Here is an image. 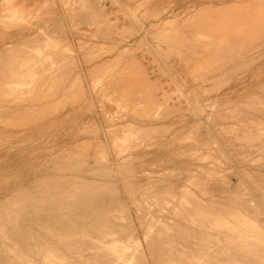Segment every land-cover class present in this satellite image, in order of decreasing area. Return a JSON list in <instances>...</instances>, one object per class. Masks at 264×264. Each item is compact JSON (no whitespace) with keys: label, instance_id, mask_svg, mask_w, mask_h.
<instances>
[{"label":"rangeland","instance_id":"374dc122","mask_svg":"<svg viewBox=\"0 0 264 264\" xmlns=\"http://www.w3.org/2000/svg\"><path fill=\"white\" fill-rule=\"evenodd\" d=\"M204 1L46 0L7 18L35 26L0 45V264L52 246L62 264H264V0Z\"/></svg>","mask_w":264,"mask_h":264},{"label":"bare ground","instance_id":"6f19581e","mask_svg":"<svg viewBox=\"0 0 264 264\" xmlns=\"http://www.w3.org/2000/svg\"><path fill=\"white\" fill-rule=\"evenodd\" d=\"M121 3H122V2H121ZM125 3H126V2H125ZM123 6H124V5H123ZM123 8H124V7H123ZM121 9H122V8H121ZM126 10H127V9H126ZM232 10H233V9H232ZM50 11H51V10H50ZM127 11H128V10H127ZM232 12H233V11H232ZM232 12H231V13H232ZM123 13H125V12H123ZM55 14H56V13H55ZM125 14H126V13H125ZM130 14H131V13H130ZM215 14H216V13H215ZM215 14H214V15H215ZM236 14H237V13H236ZM217 15H218V14H216V16H217ZM230 15H232V14H230ZM219 16H220V15H219ZM199 17H200V16H199ZM225 17H226V16H225ZM225 17H224V18H225ZM236 17H237V16L235 15V17H233V18H236ZM131 18H132V17H131ZM189 18H190V17H189ZM195 18H198V16H197V17L195 16ZM195 18H194V19H195ZM211 18H212V17H211ZM185 19H186V18H185ZM185 19H184V20H185ZM213 19H214V18H213ZM238 19H239V18H238ZM186 20H187V19H186ZM205 20H206V19H205ZM236 20H237V19H236ZM54 21H55V20H54ZM189 21L191 22V23H189V24H192V20L190 19ZM189 21H188V22H189ZM220 21L222 22V20H220ZM224 21H225V20H224ZM230 21H231V20H230ZM237 21H238V20H237ZM214 22H215V21H214ZM218 22H219V21H218ZM235 22H236V21H235ZM184 23H185V21H184L183 23H181L182 26H183ZM224 23H225V22H224ZM185 24H186V23H185ZM206 24L208 25V23H206ZM222 24H223V22H222ZM220 25H221V24H220ZM188 26L190 27V25H188ZM188 26H186V27H188ZM196 26H197V24H196ZM205 26H206V25H205ZM209 26H210V25H209ZM214 26L216 27V25H214ZM214 26H213V27H214ZM218 26H219V25H218ZM178 27H179V26H178ZM178 27H176V28H178ZM197 27H199V31H200V25H198ZM221 27H222V26H221ZM216 28H217V27H216ZM179 29L181 30V27H179ZM185 29H186V28L184 27V30H185ZM187 29L189 30V28H187ZM211 29H213V28L211 27ZM223 29H224V28H223ZM182 30H183V29H182ZM211 31H212V30H211ZM213 31H214V30H213ZM190 32H191V31H190ZM190 32H188V33H190ZM192 32H193V31H192ZM200 32H201V31H200ZM217 32H218V31H217ZM199 34H200V33H199ZM215 34H216V33H215ZM211 35H213V32H212ZM193 36H194V35H193ZM193 36H192V37H193ZM218 36H219V35H218ZM194 37H195V36H194ZM211 37H212V36H211ZM220 37H221V36H220ZM220 37H219V38H220ZM207 38H208V37H207ZM209 38H210V37H209ZM212 38H213V37H212ZM60 39H61V38H60ZM234 39H235V38H234ZM197 42H198V41H197ZM192 43H193V42H192ZM207 43H208V42H207ZM196 44H197V43H196ZM127 45H128V44H127ZM150 46H151V45H150ZM189 46H190V45H189ZM151 47H152V46H151ZM152 49H153V48H152ZM180 49H181V48H180ZM211 49H212V48H211ZM153 50H154V49H153ZM182 50H183V49H182ZM26 51H27V50H26ZM223 51H224V50H223ZM91 52H92V51H91ZM116 52H117V51H116ZM119 52H120V51H119ZM194 52H195V51H194ZM220 52H221V51H220ZM23 53H24V52H23ZM55 53H56V52H55ZM95 53H96V52H95ZM152 53H153V52H152ZM182 53H183V52H182ZM86 54H87V53H86ZM93 54H94V53H93ZM98 54H99V53H98ZM113 54H114V53H113ZM115 54H116V53H115ZM183 54H184V53H183ZM187 54H188V53H187ZM54 55H55V54H54ZM184 55H185V54H184ZM184 55H183V56H184ZM222 55H223V54H222ZM51 56H52V55H51ZM91 56H92V55H91ZM100 56H101V55H100ZM110 56H111V55H110ZM185 56H187V55H185ZM204 56H205V55H204ZM218 56H220V55H218ZM56 57H57V56H56ZM231 57H232V56H231ZM96 58H97V57H96ZM98 58H99V57H98ZM100 58H102V57H100ZM51 59H52V58H51ZM199 59H200V58H199ZM219 59H220V57H219ZM231 60H232V59H231ZM187 61H188V57H187ZM224 61H225V60H224ZM239 61H240V60H239ZM188 62H189V61H188ZM250 62H251V61H250ZM163 64H164V63H163ZM189 64H190V63H189ZM220 64H221V63H220ZM223 64H225V63H223ZM239 65H240V64H239ZM158 66H159V65H158ZM219 66H220V65H219ZM233 66H234V65H233ZM237 66H238V65H237ZM237 66H236V67H237ZM165 67H166V66H165ZM210 67H212V66H210ZM240 67H241V66H240ZM245 67H246V66H245ZM212 69H213V68H212ZM220 69H221V68H220ZM232 69H233V68H232ZM243 69H244V67H243ZM41 70H42V69H41ZM214 70H216V69L214 68ZM217 70H218V69H217ZM227 70H228V69H227ZM176 72H177V71H176ZM210 72H211V71H210ZM223 72H224V71H223ZM214 73H215V72H214ZM0 74H2V73H0ZM125 74H128V71H127ZM6 75H7V74H6ZM204 75H205V74H204ZM118 76H119V75H118ZM123 76H124V75H123ZM123 76H122V77H123ZM135 76H136V75H135ZM239 76H240V75H239ZM122 77H121V78H122ZM130 77H131V76H130ZM190 77H191V76H190ZM211 77H212V76H211ZM219 77H220V76H219ZM230 77H231V76H230ZM119 78H120V77H119ZM121 78H120V79H121ZM128 78H129V76H128ZM205 78H206V77H205ZM208 78H209V77H208ZM228 78H229V77H228ZM1 79H2V78H1ZM115 79H116V78H115ZM132 79H133V78H132ZM134 79H135V78H134ZM138 79H139V78H138ZM140 79H141V78H140ZM198 79H199V78H198ZM203 79H204V78H203ZM231 79H232V78H231ZM124 80H126V79H124ZM142 80H143V79H142ZM201 80H202V79H201ZM112 81H113V79H112ZM133 81H134V80H133ZM137 81H138V80H137ZM203 81H204V80H203ZM114 82H115V81H114ZM116 82H117V81H116ZM121 82H122V81H121ZM134 82H135V81H134ZM134 82H133V83H134ZM118 83H119V82H118ZM131 83H132V82H131ZM92 84H93V83H92ZM113 84H114V83H113ZM121 84L123 85V83H121ZM128 84H129V82H128ZM140 84H141V82H140ZM142 84H143V83H142ZM177 84H178V83H177ZM97 85H98V84H97ZM105 85H106V84H105ZM111 85H112V84H111ZM115 85H116V83H115ZM125 85H126V84H125ZM146 85H147V84H146ZM146 85H145V86H146ZM174 85H175V84H174ZM90 86H91V85H90ZM116 86H117V85H116ZM132 86H133V85H132ZM137 86H138V85H137ZM147 86H148V85H147ZM147 86H146V87H147ZM149 86H150V85H149ZM149 86H148V88H149ZM204 86H205V85H204ZM2 87H3V86H2ZM101 87H102V86H101ZM101 87H100V88H101ZM127 87H128V86H127ZM119 88H121V87H119ZM135 88H136V87H135ZM138 88H140V87H138ZM175 88H177V86H176ZM115 89H116V87H115ZM127 89H128V88H127ZM143 89H144V88H143ZM178 89H179V88H178ZM131 90H132V89H131ZM133 90H134V89H133ZM135 90H136V89H135ZM141 90H142V89H141ZM144 90H145V89H144ZM151 90H152V89H151ZM29 91H30V90H29ZM113 91H114V90H113ZM113 91H112V92H113ZM115 91H116V90H115ZM118 91H119V90H118ZM180 91H181V90H180ZM15 92H16V91H15ZM22 92H23V89H22ZM110 92H111V91H110ZM130 92H131V91L129 90V94H130ZM142 92H143V91H142ZM144 92H145V91H144ZM98 93H99V92H98ZM150 93H151V92H150ZM155 93H156V92H155ZM162 93H163V92H162ZM13 94H14V93H13ZM111 94H112V93H111ZM118 94H119V93H118ZM120 94H121V93H120ZM127 94H128V93H127ZM127 94H126V95H127ZM145 94H148V95H149V93H145ZM145 94H144V95H145ZM153 94H154V93H153ZM199 94H200V93H199ZM150 95H151V94H150ZM124 96H125V93H124ZM135 96H136V95H135ZM137 96H139V95H137ZM141 96H142V95H141ZM141 96H140V97H141ZM151 96H152V95H151ZM156 96H157V95H156ZM130 97H131V96H130ZM161 97H162V96H161ZM202 97H203V96H202ZM111 98H112V97H111ZM113 98H114V97H113ZM132 98H133V97H132ZM134 98H135V97H134ZM146 98H147V96H146ZM146 98H145V99H146ZM150 98H151V97H150ZM155 98H156V97H155ZM155 98H154V99H155ZM95 99H96V98H95ZM109 99H110V98H109ZM128 99H129V97H128ZM186 99H188V98H186ZM132 100H133V99H132ZM136 100H137V97H136ZM151 100H153V96H152V99H151ZM155 100H156V99H155ZM199 100H200V99H199ZM148 101H149V100H148ZM156 101H157V100H156ZM139 102H140V101H139ZM81 103H82V102H81ZM132 103H133V102H132ZM132 103H130V104H132ZM164 103H165V102H164ZM166 103H167V101H166ZM166 103H165V105H166ZM135 104H136V103H135ZM146 104H147V103H146ZM154 104H155V103H154ZM162 104H163V103H162ZM199 104H200V103H199ZM65 105H66V104H65ZM140 105L143 106V104H141V103H140ZM167 105H168V104H167ZM185 105H186V104H185ZM227 105H228V104H227ZM243 105H244V104H243ZM1 106H2V105H1ZM20 106H21V105H20ZM37 106H38V105H37ZM56 106H57V104H56ZM131 106H132V105H131ZM191 106H192V105H191ZM255 106H256V105H255ZM152 107H153V106H152ZM158 107H159V106H158ZM163 107H164V106H163ZM185 107H186V106H185ZM8 108H9V107H8ZM138 108H139V107H138ZM142 108H143V107H141V109H142ZM155 108H156V107H155ZM165 108H166V107H165ZM165 108H164V109H165ZM193 108H194V107H193ZM204 108H205V106H204ZM234 108H235V107H234ZM124 109H125V108H124ZM136 109H137V108H136ZM146 109H147V108H146ZM152 109H153V108H152ZM167 109H168V108H167ZM190 109H191V108H190ZM198 109H199V108H198ZM129 110H130V109H129ZM153 110H154V109H153ZM191 110H192V109H191ZM200 110H201V109H200ZM100 111H101V110H100ZM123 111H124V110H123ZM156 111H157V110H156ZM163 111H164V110H163ZM226 111H228V110H226ZM145 112H146V111H145ZM159 112H160V110H159ZM191 112H192V111H191ZM191 112H190V113H191ZM143 113H144V112H143ZM193 113H194V112H193ZM208 113H209V112H208ZM230 113H231V112H230ZM233 113H234V112H233ZM114 114H115V113H114ZM148 114H149V113H148ZM154 114H155V112H154ZM160 114H161V113H160ZM196 114H197V113H196ZM246 114H247V113H246ZM110 115H111V114H110ZM110 115H109V116H110ZM117 115H118V114H117ZM122 115H123V114H122ZM135 115H136V114H135ZM143 115H144V114H143ZM150 115H151V114H150ZM156 115H157V114H156ZM203 115H204V114H203ZM206 115H208V114L206 113ZM231 115H232V114H231ZM101 116H102V115H101ZM112 116H113V115H112ZM139 116H140V115H139ZM208 116H209V115H208ZM208 116H207V117H208ZM119 117H120V116H119ZM137 117H138V116H137ZM153 117H155V115H154ZM160 117H161V116H160ZM162 117H164V116H162ZM182 117H183V116H182ZM210 117H211V116H210ZM237 117H238V116H237ZM123 118H124V117H123ZM141 118H142V117H141ZM200 118H201V117H200ZM156 119H157V118H156ZM200 120H201V119H200ZM246 121H247V120H246ZM181 122H182V121H181ZM251 122H252V121H251ZM106 123H107V122H106ZM130 123H131V122H130ZM197 123H198V122H197ZM203 123H204V122H203ZM133 124H134V123H133ZM260 124H261V123H260ZM167 126H168V125H167ZM221 126H222V125H221ZM197 127H198V125H197ZM202 127H203V126H202ZM206 127H207V126H206ZM238 127H239V126H238ZM128 128H129V127H128ZM148 128H149V127H148ZM192 128H193V127H192ZM195 128H196V127H195ZM139 131H140V130H139ZM142 131H144V130H142ZM165 131H166V130H165ZM204 131H205V130H204ZM154 132H155V131H154ZM151 133H152V132H151ZM141 134H142V133H141ZM156 134H157V133H156ZM144 135H145V134H144ZM251 136H252V135H251ZM131 137H132V136H131ZM145 137H146V136H145ZM5 138H7V137H5ZM243 138H244V137H243ZM252 138H253V137H252ZM97 139H98V138H97ZM155 139H156V138H155ZM155 139H154V140H155ZM199 139H200V138H199ZM100 141H101V140H100ZM242 141H243V140H242ZM247 142H248V141H247ZM83 143H84V142H83ZM250 143H251V142H250ZM97 144H98V143H97ZM102 144H103V143H102ZM137 144H138V143H137ZM154 144H155V143H154ZM154 144H153V145H154ZM81 145H82V144H81ZM81 145H80V147H81ZM84 145H85V144H84ZM87 145H88V143H87ZM141 145H142V144H141ZM204 145H205V144H204ZM98 146H99V145H98ZM130 146H131V145H130ZM77 147H78V146H77ZM78 148H79V147H78ZM82 148H84V147H82ZM87 148H88V147H87ZM100 148H101V147H100ZM105 148H106V147H105ZM217 148H218V147H217ZM80 149H81V148H80ZM90 149H91V148H90ZM90 149H89V150H90ZM96 149H97V148H96ZM96 149H95V150H96ZM103 149H104V148H103ZM85 150H86V149H84V151H85ZM87 150H88V149H87ZM91 152H93V151H91ZM91 152H90V153H91ZM222 152H223V151H222ZM82 153H83V152H82ZM87 153H88V152H87ZM94 153H95V152H94ZM94 153H93V154H94ZM91 154H92V153H91ZM96 154H97V153H96ZM99 154H100V153H99ZM104 154H105V153H104ZM85 155H86V154H85ZM97 155H98V154H97ZM110 155H111V154H110ZM120 155H121V154H120ZM89 156H90V155H89ZM80 157H81V156H80ZM95 157H96V156H95ZM99 157H100V155H99ZM89 158H90V157H89ZM96 158H97V157H96ZM111 158H112V157H111ZM76 159H77V158H76ZM91 159H92V158H91ZM102 159H103V158H102ZM81 160H82V158H81ZM105 160H106V159H105ZM121 161H122V160H121ZM84 162H85V161H84ZM119 162H120V161H119ZM119 162H118V164H120ZM122 162H123V161H122ZM125 162H126V161H125ZM88 163H89V162H88ZM100 163H101V162H100ZM123 163H124V162H123ZM128 163H129V161H128ZM128 163H127V165H128ZM89 164H90V163H89ZM59 165H60V164H59ZM61 165H62V164H61ZM122 165H123V164L119 165V167H121ZM117 166H118V165H117ZM117 166H116V167H117ZM125 166H126V165H125ZM59 167H60V166H59ZM106 167H107V166H106ZM122 167H123V166H122ZM122 167H121L120 169H122ZM127 167H128V166H127ZM129 167H130V165H129ZM61 168H62V166H61ZM99 168H100V167H99ZM123 168H125V167H123ZM58 169H59V168H58ZM77 169H78V168H77ZM90 169H92V168H90ZM90 169H89V170H90ZM93 169H94V168H93ZM93 169H92V170H93ZM109 169H110V168H109ZM117 169H118V168H116L115 170H117ZM131 169H132V167H131ZM98 170H99V169H98ZM127 170H128V169H127ZM127 170H126V171H127ZM59 171H61V170H59ZM77 171H78V170H77ZM77 171H76V172H77ZM79 171H80V170H79ZM120 171H121V170H120ZM120 171H119V173H118L119 175L122 174V173H120ZM54 172H55V171H54ZM117 172H118V171H117ZM165 172H166V171H165ZM180 172H181V171H180ZM128 173H130V172H128ZM183 173H184V172H183ZM185 173H186V172H185ZM76 174H78V173H76ZM131 174H132V173H131ZM133 174H134V173H133ZM179 174H180V173H179ZM54 175H56V174H54ZM181 176H182V175H181ZM238 176H239V175H238ZM0 177H1V176H0ZM38 177H40V176H38ZM58 177H59V176H58ZM93 177H94V176H93ZM126 177H127V176H124L123 178H126ZM41 178H42V177H41ZM60 179H61V178H60ZM91 179H92V178H91ZM128 179H129V177H128ZM194 179H195V178H194ZM98 180H99V179H98ZM199 181H200V180H199ZM201 181H202V180H201ZM193 182H194V181H193ZM50 183H51V182H50ZM127 183H128V180H127ZM132 183H133V182H132ZM199 183H200V182H199ZM14 184H15V183H14ZM44 184H45V183H44ZM53 184H54V183H53ZM130 184H131V183H130ZM130 184H129V185H130ZM211 184H212V183H211ZM49 185H51V184H49ZM203 185H204V184H203ZM208 185H210V184H207V186H208ZM228 185H229V184H228ZM122 186H123V185H122ZM141 186H142V185H141ZM205 186H206V184H205ZM29 187H30V186H29ZM34 187H35V186H34ZM138 187H140V186H138ZM168 187H169V186H168ZM121 188H122V187H121ZM154 188H155V187H154ZM204 188H205V187H204ZM23 189H24V188H23ZM61 189H62V188H61ZM32 190H33V189H32ZM32 190H31V191H32ZM27 191H28V190H27ZM174 191H175V190H174ZM177 191H178V190H177ZM177 191H176V192H177ZM183 191H184V190H183ZM9 192H10V191H9ZM13 192H14V191H13ZM35 192H36V191H35ZM37 192H38V191H37ZM45 192H46V191H45ZM50 192H52V191H50ZM89 192H90V191H89ZM133 192H135V191L133 190ZM172 192H173V190H172ZM172 192H171V193H172ZM176 192H175V193H176ZM181 192H182V191H181ZM236 192H237V191H236ZM249 192H250V191H249ZM10 193H11V192H10ZM53 193H54V192H53ZM130 193H131V192H130ZM228 193H229V192H228ZM243 193H244V192H243ZM180 194H182V193H180ZM237 194H238V193H237ZM241 194H242V193H241ZM14 195H15V194H14ZM17 195H18V194H17ZM23 195H24V194H23ZM59 195H60V194H59ZM70 195H71V194H70ZM79 195H80V194H79ZM104 195H105V194H104ZM109 195H110V194H109ZM111 195H112V194H111ZM126 195H127V194H126ZM167 195H168V194H167ZM170 195H171V194H170ZM172 195H174V194L172 193ZM175 195H176V194H175ZM185 195L187 196L188 194H185ZM185 195H184V196H185ZM41 196H43V195H41ZM54 196H55V195H54ZM85 196H86V195H85ZM102 196H103V194H102ZM122 196H123V195H122ZM128 196H129V195H128ZM151 196H152V195H151ZM3 197H4V196H3ZM49 197H50V196H49ZM81 197H82V196H81ZM103 197H105V196H103ZM131 197H132V196H131ZM159 197H160V196H159ZM172 197H173V196H172ZM178 197H179V196H178ZM187 197H188V196H187ZM10 198H11V197H10ZM13 198H14V197H13ZM41 198H42V197H41ZM60 198H61V197H60ZM86 198H87V197H86ZM88 198H89V197H88ZM95 198H96V197H95ZM99 198H100V197H99ZM122 198H123V197H122ZM170 198H171V197H170ZM182 198H183V197H182ZM182 198H181V199H182ZM189 198H191V197H189ZM239 198H240V197H239ZM257 198H258V197H257ZM53 199H54V198H53ZM63 199H64V198H63ZM89 199H90V198H89ZM167 199H168V198H167ZM181 199H180V200H181ZM184 199H185V197H184ZM191 199H192V198H191ZM253 199H254V198H253ZM4 200H5V199H4ZM6 200H7V199H6ZM34 200H35V199H34ZM81 200H82V199H81ZM86 200H87V199H86ZM92 200H93V199H92ZM163 200H164V199H163ZM176 200H179V199H176ZM176 200H175V201H176ZM188 200H189V199H188ZM193 200H194V198H193ZM200 200H201V199H200ZM229 200H230V199H229ZM255 200H256V199H255ZM8 201H9V200H8ZM39 201H40V200H38V202H39ZM42 201H43V200H42ZM47 201H48V200H47ZM78 201H79V200H78ZM89 201H90V200H89ZM89 201H88V202H89ZM191 201H192V200H191ZM191 201H189V202H191ZM196 201H197V200H196ZM245 201H246V200H245ZM13 202H14V201H13ZM18 202H19V201H18ZM36 202H37V201H36ZM49 202H50V201H49ZM98 202H99V201H98ZM122 202H123V201H122ZM149 202H150V201H149ZM163 202H164V201H163ZM163 202H162V203H163ZM166 202H168V201H166ZM166 202H164V203H166ZM172 202H173V201H172ZM187 202H188V201H187ZM5 203H6V202H5ZM5 203H4V204H5ZM7 203H8V202H7ZM10 203H12V201H11ZM15 203H16V202H15ZM93 203H94V202H93ZM151 203H152V202H151ZM180 203H181V202H180ZM211 203H212V202H211ZM12 204H14V203H12ZM69 204H70V203H69ZM158 204L160 205L161 203H158ZM166 204H167V203H166ZM166 204H165V205H166ZM170 204H172V203H170ZM174 204H175V203H174ZM182 204H183V202L181 203V205H182ZM184 204H185V203H184ZM191 204H192V203H191ZM194 204H195V203H194ZM197 204H198V203H197ZM214 204H215V203H214ZM6 205H8V204H6ZM9 205L11 206V204H9ZM66 205H67V204H66ZM89 205H90V204H89ZM102 205H103V204H102ZM153 205H154V204H153ZM172 205H173V204H172ZM204 205H205V203H204ZM206 205H207V204H206ZM248 205H249V204H248ZM13 206H14V205H13ZM24 206H25V205H24ZM53 206H54V205H53ZM60 206H61V205H60ZM60 206H59V207H60ZM87 206H88V205H87ZM141 206H142V205H141ZM141 206H140V207H141ZM187 206H188V205H187ZM192 206H195V205H192ZM200 206H202V205L200 204ZM255 206H256V205H255ZM3 207H5V206H3ZM47 207H48V206H47ZM83 207H86V206H83ZM161 207H162V206H161ZM195 207H196V206H195ZM248 207H249V206H248ZM257 207H258V206H257ZM38 208H39V207H38ZM118 208H119V207H118ZM199 208H200V207H199ZM214 208H215V207H214ZM252 208H253V207H252ZM50 209H51V208H50ZM59 209H60V208H59ZM62 209H63V208H62ZM72 209H73V208H72ZM113 209H114V208H113ZM137 209H138V208H137ZM161 209H163V208H161ZM161 209H160V210H161ZM192 209H193V208H191V210H192ZM196 209H197V208H196ZM201 209H202V208H201ZM207 209H208V208H207ZM234 209H235V208H234ZM47 210H48V209H47ZM67 210H68V209H67ZM86 210H87V209H86ZM119 210H121V209H119ZM166 210H167V209H166ZM124 211H125V210H124ZM137 211H138V210H137ZM163 211H164V210H163ZM177 211H178V209H177ZM179 211H180V210H179ZM197 211H198V209H197ZM197 211H196V212H197ZM203 211H204V210H203ZM251 211H252V210H251ZM255 211H256V210H255ZM43 212H44V211H43ZM45 212H46V211H45ZM87 212H88V211H87ZM107 212H108V210H107ZM117 212H118V211H117ZM171 212H172V210H171ZM185 212H186V211H185ZM212 212H214V211H212ZM212 212H211V213H212ZM65 213H66V212H65ZM68 213H69V212H68ZM80 213H81V212H80ZM92 213H93V212H92ZM105 213H106V212H105ZM110 213H111V212H110ZM204 213H205V211H204ZM6 214H7V213H6ZM45 214H46V213H45ZM49 214H50V213H49ZM57 214H58V213H57ZM129 214H130V213H129ZM148 214H149V213H148ZM174 214H175V213H174ZM198 214H199V213H198ZM220 214H221V213H220ZM171 215H172V214H171ZM196 215H197V214H196ZM228 215H229V214H228ZM43 216H44V215H43ZM43 216H42V217H43ZM199 216H201V215L199 214ZM232 216H233V215H232ZM246 216H247V215H246ZM246 216H245V217H246ZM258 216H259V215H258ZM37 217L39 218V216H37ZM94 217H95V216H94ZM151 217H152V216H151ZM223 217H224V216H223ZM228 217H229V216H228ZM233 217H234V216H233ZM249 217H250V216H249ZM6 218H7V217H6ZM24 218H25V217H24ZM121 218H122V216H121ZM147 218H148V217H147ZM160 218H161V217H160ZM162 218H163V217H162ZM195 218H196V217H195ZM200 218H201V217H200ZM47 219H48V218H47ZM47 219H46V220H47ZM50 219H52V218H50ZM63 219H65V218H63ZM122 219H124V218H122ZM169 219H170V218H169ZM169 219H168V220H169ZM173 219H174V218H173ZM186 219H187V218H186ZM192 219H194V218H192ZM243 219H244V218H243ZM43 220H44V219H43ZM52 220H54V219H52ZM65 220H66V219H65ZM120 220H121V219H120ZM155 220H156V219H155ZM155 220H151L150 222L155 221ZM183 220H184V219H183ZM196 220H197V219H196ZM251 220H252V219H251ZM34 221H35V220H34ZM37 221H38V220H36V222H37ZM48 221L51 222V220H48ZM59 221H60V220H59ZM140 221L142 222V219H140ZM163 221H164V220H163ZM198 221H200V220H198ZM204 221H205V220H204ZM246 221H247V219H246ZM42 222H43V221H42ZM83 222H84V221H83ZM123 222H124V221H123ZM159 222H160V220H159ZM205 222H206V221H205ZM29 223H31V222H29ZM60 223H61V222H60ZM86 223H87V222H86ZM104 223H105V222H104ZM155 223H156V221H155ZM162 223H163V222H162ZM179 223H180V222H179ZM201 223H202V222H201ZM240 223H241V222H240ZM46 224H47V223H46ZM48 224H49V223H48ZM48 224H47V226H48ZM73 224H74V223H73ZM73 224H72V225H73ZM95 224H96V223H95ZM153 224H154V223H153ZM164 224H166V223H164ZM250 224H251V222H250ZM250 224H249V228H251V227H250ZM51 225H52V223H51ZM67 225H68V223H67ZM81 225H82V224H81ZM99 225H100V224H99ZM145 225H146V224H145ZM186 225H187V224H186ZM214 225H215V224H214ZM222 225H223V224H222ZM243 225H244V226H245V225H248V223L246 222V224H243ZM253 225H255V224H253ZM259 225H260V224H259ZM11 226H12V225H11ZM58 226L61 227V225H58ZM78 226H79V225H78ZM139 226H140V225H139ZM168 226H169V224H168ZM208 226H209V224H208ZM218 226H219V224H218ZM14 227H15V226H14ZM60 227H58V229H59ZM64 227H65V226H64ZM90 227H91V226H90ZM152 227H153V226H152ZM169 227H170V226H169ZM245 227H246V226H245ZM25 228H26V227H25ZM42 228H43V226H42ZM49 228H50V227H49ZM70 228H73V227H70ZM96 228H97V227H96ZM190 228H191V227H190ZM236 228H237V227H236ZM241 228H242V227H241ZM253 228H254V227H253ZM85 229H86V228H85ZM166 229H169V228H166ZM251 229H252V228H251ZM256 229H257V228H256ZM258 229H259V228H258ZM258 229H257V231H258ZM41 230H42V229H41ZM55 230H56V229L54 228V231H55ZM61 230H62V229H61ZM82 230H83V227H82ZM157 230H158V229H157ZM230 230H231V229H230ZM238 230H239V229H238ZM244 230H245V229H244ZM248 230H249V229H248ZM3 231H4V229H3ZM20 231H21V230H20ZM24 231H25V230H24ZM26 231H28V232H27V234H28V233H29V229H28V230L26 229ZM33 231H34V230H33ZM49 231H50V229H49ZM70 231H71V230H70ZM80 231H81V230H80ZM80 231H79V232H80ZM163 231H164V230H163ZM195 231H196V230H195ZM245 231H246V230H245ZM254 231H255V230H254ZM254 231H253V232H254ZM18 232H19V230H18ZM50 232H51V231H50ZM64 232H65V231H64ZM71 232H72V231H71ZM76 232H77V231H76ZM86 232H87V231H86ZM89 232H90V231H89ZM205 232H206V231H205ZM229 232H230V231H229ZM240 232H241V231H240ZM255 232H256V231H255ZM258 232H259V231H258ZM21 233H22V232H21ZM23 233H24V232H23ZM53 233H55V232H53ZM62 233H63V232H62ZM72 233H73V232H72ZM72 233H71V234H72ZM115 233H116V232H115ZM212 233H213V232H212ZM259 233H260V232H259ZM261 233H262V232H261ZM4 234H5V233H4ZM15 234H17V233H15ZM32 234H33V233H32ZM51 234H52V233H51ZM65 234H66V233H65ZM76 234H77V233H76ZM103 234H104V233H103ZM105 234H107V233H105ZM108 234H109V233H108ZM159 234H160V233H159ZM197 234H198V233H197ZM205 234H206V233H205ZM243 234H244V233H243ZM251 234H252V233H251ZM255 234H256V233H255ZM19 235H20V234H19ZM19 235H18V236H19ZM36 235H37V234H36ZM45 235H48V234L45 233ZM52 235H53V234H52ZM55 235H57V237H58V233L55 234ZM66 235H68V233H67ZM66 235H65V236H66ZM72 235H73V234H72ZM77 235H78V234H77ZM110 235H111V234H110ZM114 235H115V234H114ZM199 235H200V234H199ZM208 235H209V234H208ZM215 235H216V234H215ZM27 236H28V235H27ZM62 236H63V235H62ZM62 236H61V238H62ZM70 236H71V235H70ZM73 236H74V235H73ZM75 236H76V235H75ZM87 236H88V235H87ZM108 236H109V235H108ZM132 236H133V234H132ZM136 236H137V235H136ZM186 236H187V235H186ZM241 236H242V235H241ZM241 236H240V237H241ZM243 236H244V235H243ZM247 236H248V233H247ZM249 236H252V235L249 234ZM255 236H256V235H255ZM50 237H51V236H50ZM53 237H54V236H53ZM67 237H68V236H67ZM71 237H72V236H71ZM78 237H79V236H78ZM81 237H82V236H81ZM96 237H97V236H96ZM114 237H115V236H114ZM169 237H170V236H169ZM172 237H173V236H172ZM189 237H190V236H189ZM196 237H197V236H196ZM202 237H203V236H202ZM237 237L240 238L239 235H238ZM245 237H246V236H245ZM253 237H254V236H253ZM260 237H262V236H260ZM260 237H259V238H260ZM59 238H60V237H59ZM75 238H76V237H75ZM89 238H90V237H89ZM175 238H176V237H175ZM216 238H217V237H216ZM251 238H252V237H251ZM251 238H250V239H251ZM18 239H19V238H18ZM21 239H22V237H21ZM30 239H33V238L31 237ZM41 239H42V238H41ZM62 239H63V238H62ZM69 239H70V238H68V239L66 238V242H67ZM79 239H81V238H79ZM98 239H100V238H98ZM112 239H114V238L112 237ZM112 239H111V240H112ZM124 239H125V238H124ZM142 239H143V238H142ZM196 239H197V238H196ZM206 239H207V238H205V240H206ZM261 239H262V238H261ZM26 240H28V239H26ZM26 240H25V241H26ZM39 240H40V239H39ZM48 240H49V239H48ZM52 240H53V239H52ZM63 240H65V239H63ZM83 240H84V239H83ZM88 240H89V239H88ZM146 240H147V239H146ZM146 240H145V241H146ZM182 240H183V239H182ZM199 240H200V239H199ZM199 240H198V241H199ZM223 240H224V238H223ZM232 240H233V239H232ZM234 240H235V239H234ZM238 240H239V239H238ZM247 240H248V239H247ZM253 240H254V239H253ZM255 240H256V239H255ZM15 241H16V240H15ZM28 241H29V240H28ZM35 241H37V240H35ZM61 241H62V240H61ZM74 241H75V240H74ZM74 241H73V242H74ZM81 241H82V240H81ZM85 241H86V239L84 240V242H85ZM107 241H108V240H107ZM113 241H114V240H113ZM117 241H118V240H117ZM140 241H141V240H140ZM145 241H144V242H145ZM173 241H174V240H173ZM256 241H257V240H256ZM21 242H23V241H21ZM54 242H56V241H54ZM63 242H64V241H63ZM70 242H72V240H71ZM73 242H72V243H73ZM77 242H78V241H77ZM84 242H83V243H84ZM102 242H103V241H102ZM110 242H111V241H110ZM110 242H109V243H110ZM114 242H115V241H114ZM219 242H220V241H219ZM228 242H229V241H228ZM232 242H233V241H232ZM244 242H245V241H244ZM258 242H259V241H258ZM258 242H257V243H258ZM261 242H262V241H261ZM29 243H30V242H29ZM48 243H49V241H48ZM52 243H53V242H52ZM56 243H58V242H56ZM74 243H75V242H74ZM74 243H73V244H74ZM80 243H81V242H80ZM87 243H88V242H87ZM95 243H97V242H95ZM234 243H235V242H234ZM251 243H252V242H251ZM259 243H260V242H259ZM26 244H27V243H26ZM31 244H32V243H31ZM31 244H30V245H27V246L29 247V246H31ZM45 244H46V242H45ZM49 244H50V243H49ZM53 244H55V243H53ZM58 244H59V243H58ZM60 244H61V242H60ZM64 244H65V243H64ZM69 244H70V243H69ZM103 244H104V243H103ZM194 244H195V243H194ZM196 244H198V243H196ZM210 244H211V243H210ZM223 244H224V243H223ZM223 244H222V245H223ZM254 244H255V242H254ZM17 245H19V244H17ZM22 245H23V244H22ZM35 245H36V244H35ZM35 245H34V246H35ZM74 245H75V244H74ZM76 245H77V244H76ZM87 245H88V244H87ZM89 245H91V244L89 243ZM96 245H98V244H96ZM131 245H132V244H131ZM258 245H259V244H258ZM260 245H261V244H260ZM260 245H259V246H260ZM34 246H33V247H34ZM37 246H40V245H37ZM77 246H79V245H77ZM84 246H85V245H84ZM84 246H83V247H84ZM119 246H120V245H119ZM132 246H134V245H132ZM170 246H171V244H170ZM183 246H184V245H183ZM196 246H197V245H196ZM214 246H215V245H214ZM217 246H218V245H217ZM243 246H244V245H243ZM253 246H254V245H253ZM46 247H48V246L46 245ZM57 247H58V245H57ZM90 247H92V246H90ZM95 247L98 248L99 245H98V246H95ZM128 247H129V246H128ZM134 247H135V246H134ZM204 247H205V246H204ZM235 247H236V246H235ZM29 248H30V247H29ZM44 248H45V247H44ZM53 248H54V247L52 246V248H50L48 251L43 252V253H40L41 251L38 253V251H37L36 254L34 255V260H31V261H25V262L19 260L18 264H62V252L60 251L59 248H56V246H55L54 249H53ZM61 248H62V247H61ZM72 248H73V247H72ZM75 248H76V247H75ZM78 248H79V247H78ZM78 248H76V249H78ZM80 248H82V247H80ZM166 248H167V247H166ZM212 248H213V247H212ZM219 248H221V247L219 246ZM65 249H67V248H65ZM87 249H88V248H87ZM95 249H96V248H95ZM100 249H102V248H100ZM100 249L98 248V250H100ZM104 249H105V248H104ZM104 249H102V250H104ZM108 249H110V248H108ZM153 249H154V248H153ZM171 249H172V248H171ZM184 249H186V248H184ZM184 249H183V250H184ZM202 249H203V248H202ZM213 249H214V248H213ZM216 249H217V248H216ZM223 249H225V248H223ZM68 250H69V249H68ZM81 250H83V249H81ZM92 250L94 251V249H92ZM98 250H97V252H99ZM111 250H112V249H111ZM114 250H115V249H114ZM116 250H117V249H116ZM133 250H134V249H133ZM133 250H132V251H133ZM136 250H137V248H136L134 251H136ZM163 250H164V249H163ZM177 250H178V249H177ZM204 250H205V249H204ZM221 250H222V249H221ZM226 250H228V249H226ZM238 250H240V249H238ZM241 250H242V249H241ZM253 250H254V249H253ZM258 250H259V249H258ZM30 251H31V250H30ZM30 251H28V252H30ZM75 251H76V250H75ZM77 251H78V250H77ZM87 251H89V250H87ZM90 251H91V250H90ZM104 251H105V250H104ZM152 251H153V250H152ZM170 251L173 252L172 250H170ZM198 251H199V250H198ZM222 251H223V250H222ZM222 251H221V252H222ZM229 251H230V250H229ZM231 251H232V250H231ZM249 251H250V250H249ZM251 251H252V250H251ZM255 251H257V250H255ZM255 251H254V252H255ZM21 252H22V251H21ZM68 252H69V251H68ZM100 252H101V251H100ZM105 252H106V251H105ZM107 252H108V251H107ZM116 252H117V251H116ZM125 252H126V251H125ZM128 252H129V254H130V251H128ZM138 252H139V251H138ZM176 252H177V251H176ZM196 252H197V249H196ZM196 252H195V253H196ZM208 252H209V251H208ZM213 252H214V251H213ZM225 252H226V251H225ZM44 253H46V255H44ZM70 253H71V252H70ZM70 253H69V254H70ZM83 253H84V252H83ZM113 253H114V252H113ZM113 253H112V254H113ZM126 253H127V252H126ZM126 253H125V254H126ZM132 253H133V252H132ZM179 253H180V252H179ZM190 253H191V252H190ZM222 253H223V252H222ZM251 253H252V252H251ZM255 253H256V252H255ZM258 253H259V252H258ZM260 253H261V252H260ZM26 254H27V253H26ZM67 254H68V253H67ZM81 254H82V252H81ZM81 254L79 253V255H80V258H79V259H80L81 261H83L81 258L84 259L85 256H84V257H83V256L81 257ZM90 254H91V253H90ZM93 254H95V252H94ZM102 254H103V252H102ZM108 254H109V253H108ZM127 254H128V253H127ZM139 254H140V253H139ZM197 254H198V253H196V255H197ZM215 254H217V253H215ZM223 254H224V253H223ZM230 254H231V253H230ZM262 254H264V253H262ZM38 255H39V257H38ZM71 255H72V254H70V256H71ZM76 255H77V253H76ZM79 255H78V257H79ZM114 255H116V254L114 253ZM131 255H132V254H131ZM190 255H191V254H190ZM198 255H199V254H198ZM206 255H207V254H206ZM206 255H205V256H206ZM213 255H214V254H213ZM231 255H233V253H232ZM254 255H255V254H254ZM1 256H2V255H1ZM28 256H29V254H28ZM67 256H68V255H67ZM92 256H93V255H92ZM108 256H110V255H108ZM111 256H112V255H111ZM122 256H124V252H122V253H120V254L118 253V255H117L118 258H121ZM129 256H130V255H129ZM203 256H204V255H203ZM216 256H219V255H216ZM228 256H229V255H228ZM238 256H239V255H238ZM90 257H91V256H90ZM101 257H103V256H101ZM101 257H100V258H101ZM106 257H107V255H106ZM115 257H116V256H115ZM133 257H134V256H133ZM135 257H136V256H135ZM135 257H134V258H135ZM183 257H184V256H183ZM233 257H234V255L232 256V258H233ZM67 258H68V257H67ZM70 258H71V257H70ZM87 258H88V257H87ZM123 258H124V257H123ZM125 258H126V257H125ZM144 258H145V257H144ZM152 258H153V257H152ZM246 258H247V257H246ZM249 258H250V257H249ZM260 258H261V257H260ZM1 259H3V258H1ZM4 259H5V258H4ZM92 259H93V258H92ZM110 259L112 260L113 258H110ZM114 259H115V258H114ZM121 259H122V258H121ZM121 259H120V260H121ZM127 259H128V258H127ZM145 259H146V258H145ZM158 259H159V257H158ZM177 259H178V258H177ZM202 259H203V257H202ZM219 259H220V258H219ZM234 259H235V257H234ZM240 259H241V257H240ZM257 259H258V257H257ZM5 260H7V259H5ZM70 260H71V259H70ZM74 260H75V259H74ZM76 260H78V259H76ZM96 260H97V259H96ZM104 260H105V258H104ZM108 260H109V259H108ZM111 260H110V261H111ZM116 260H118V259H116ZM120 260H119V261H120ZM123 260H124V259H123ZM123 260H122V261H123ZM128 260H130V259H128ZM136 260H137V259H136ZM147 260H148V259H147ZM156 260H157V259H156ZM185 260H186V259H185ZM207 260H208V259H206V261H207ZM209 260H210V259H209ZM230 260H231V259H229V261H230ZM243 260H244V258H243ZM248 260H249V259H248ZM10 261H11V260H10ZM72 261H73V260H72ZM81 261H80V263H81ZM130 261H131V260H130ZM141 261H142V260H141ZM212 261H213V260H212ZM216 261H217V260H216ZM216 261H215V262H216ZM224 261H225V260H224ZM226 261H227V260H226ZM234 261H235V260H234ZM256 261H257V260H256ZM22 262H23V263H22ZM85 262H86V261H85ZM132 262H133V261H132ZM179 262H180V261H179ZM209 262H210V261H209ZM220 262H221V261H220ZM248 262H249V261H248ZM254 262H255V261H254ZM257 262H259V261H257ZM89 263H90V262H89ZM109 263H111V262H109ZM113 263H114V261H113ZM124 263H125V262H124ZM130 263H131V262H130ZM211 263H212V262H211ZM216 263H217V262H216ZM233 263H234V262H233ZM242 263H243V262H242ZM82 264H83V263H82ZM87 264H88V263H87ZM90 264H91V263H90ZM92 264H93V262H92ZM115 264H116V263H115ZM117 264H118V263H117ZM131 264H132V263H131ZM227 264H228V263H227ZM259 264H260V263H259ZM261 264H262V263H261Z\"/></svg>","mask_w":264,"mask_h":264},{"label":"crops","instance_id":"0c3cea01","mask_svg":"<svg viewBox=\"0 0 264 264\" xmlns=\"http://www.w3.org/2000/svg\"><path fill=\"white\" fill-rule=\"evenodd\" d=\"M176 1V3H175ZM174 6L184 7L179 0H171ZM46 3V0H0V45L1 43H12L13 39L25 37L28 31L26 29H32L34 25H19V23L10 22L7 18L11 17H28L32 16ZM200 4V3H199ZM208 4V5H207ZM202 5L204 7L211 6L210 2L204 1ZM45 20V19H43ZM37 27L41 26V21L38 19ZM26 32V33H25ZM5 39V41H4Z\"/></svg>","mask_w":264,"mask_h":264}]
</instances>
